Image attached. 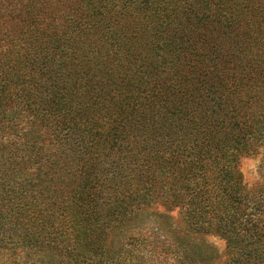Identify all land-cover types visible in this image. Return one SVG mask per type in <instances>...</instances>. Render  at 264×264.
I'll return each mask as SVG.
<instances>
[{
	"label": "trees",
	"instance_id": "trees-1",
	"mask_svg": "<svg viewBox=\"0 0 264 264\" xmlns=\"http://www.w3.org/2000/svg\"><path fill=\"white\" fill-rule=\"evenodd\" d=\"M264 0H0V250L94 262L153 204L264 264Z\"/></svg>",
	"mask_w": 264,
	"mask_h": 264
},
{
	"label": "rangeland",
	"instance_id": "rangeland-1",
	"mask_svg": "<svg viewBox=\"0 0 264 264\" xmlns=\"http://www.w3.org/2000/svg\"><path fill=\"white\" fill-rule=\"evenodd\" d=\"M238 171L245 193L264 196V142L239 159ZM228 242L214 231L193 227L180 207L153 204L126 224L110 230L104 254L90 264H231ZM69 263L56 248H6L0 264Z\"/></svg>",
	"mask_w": 264,
	"mask_h": 264
}]
</instances>
